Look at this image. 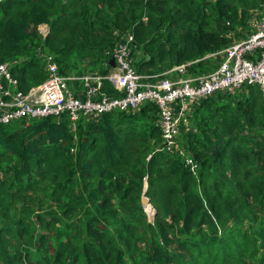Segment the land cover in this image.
Segmentation results:
<instances>
[{
  "label": "trees",
  "instance_id": "16d2710c",
  "mask_svg": "<svg viewBox=\"0 0 264 264\" xmlns=\"http://www.w3.org/2000/svg\"><path fill=\"white\" fill-rule=\"evenodd\" d=\"M263 6L264 0H2L0 62L10 65L23 92L48 78L40 49L54 56L61 75H85L78 67L107 75V52L130 32L137 73L186 65L199 75L213 59L222 61L211 55L250 35L244 28ZM42 24L50 28L46 39L38 33ZM105 90L118 95L108 83ZM189 119L191 129L179 137L196 173L178 154L158 151L153 103L82 117L76 132L66 116L0 126V264H25V255L28 264H264L261 89L216 93L193 103ZM146 185L154 223L142 205ZM20 239L25 243L12 244Z\"/></svg>",
  "mask_w": 264,
  "mask_h": 264
},
{
  "label": "built area",
  "instance_id": "2783aa9c",
  "mask_svg": "<svg viewBox=\"0 0 264 264\" xmlns=\"http://www.w3.org/2000/svg\"><path fill=\"white\" fill-rule=\"evenodd\" d=\"M2 0H0L1 2ZM50 28L42 24L39 35L46 39ZM134 34L127 32L113 49L107 75L60 74L54 56L41 49L39 57L45 62L48 78L28 92L19 89L8 63L0 62V126L15 122L28 124L32 120L66 116L70 128L77 131L82 118L98 120L112 112L139 110L148 103L159 109L162 145L158 151L178 154L194 173L198 164L184 155L177 139L183 130L191 129L189 114L193 103L216 93H234L244 85L258 86L264 98V6L258 14L257 28L246 39L211 55L222 61L216 69L205 75L189 77L186 65H181L160 75H141L134 67ZM114 59L116 68L110 66ZM173 77H178L174 79ZM108 83L118 95L109 94ZM148 207H151L149 200ZM152 208V207H151Z\"/></svg>",
  "mask_w": 264,
  "mask_h": 264
},
{
  "label": "rangeland",
  "instance_id": "374dc122",
  "mask_svg": "<svg viewBox=\"0 0 264 264\" xmlns=\"http://www.w3.org/2000/svg\"><path fill=\"white\" fill-rule=\"evenodd\" d=\"M259 12L260 11H257V13H255L254 15H253V17H252V20H250L251 22H249V24L244 28V30H248L249 29V31H250V33L249 34H252V32L257 28V22H258V14H259ZM243 30V28L241 29V31H244ZM238 32H240L239 31V29H238ZM122 33H120L117 37H120V35H121ZM121 40V39H120ZM119 43V42H118ZM141 50H136L135 51V59H139L140 58V56H141ZM100 56V55H99ZM82 57V54H80V53H77V54H75V56L73 57V59L74 58H76L75 59V63L76 62H78L79 61V59L78 58H81ZM97 58V57H96ZM102 59V58H101ZM220 61H221V58H217V59H213V62L215 63V65L212 63L210 66H209V68L207 69L208 71L207 72H204V73H202V74H200V73H198V72H200V71H198V72H196V73H198L199 75H205V74H207V73H209V72H211V71H213V70H210L211 69V67H212V65H214V67H217L218 65H219V63H220ZM76 67H78V65L76 64ZM79 69H81L82 71L81 72H83V73H85V74H88V73H92V72H90V68H86V67H78ZM97 73V72H96ZM71 73H68L66 76H68V75H70ZM194 73H192V72H189V70L187 69V71H186V73H185V75L186 76H189V77H193V76H198V75H193ZM174 79H176V78H178V77H173ZM19 121L18 122H15L14 124H13V126L12 127H14V128H16V127H19L18 125H19ZM11 127V128H12ZM177 142H178V144H179V147L181 148V150L184 152V155H188V150L186 151V149L184 148V145L182 144V142L180 141V137H178V139H177ZM146 190H147V185H146V188H145V191H144V194H143V197H142V205H143V208H144V210H145V212H146V214H147V216H148V221L150 222V223H154L155 221V217H156V209L153 207V205L152 204H150L151 205V207H149L148 208V201H147V198H148V200H149V203H150V199H149V197H147L146 196V194H145V192H146ZM46 206V205H45ZM21 212H22V207H21V205H19V207H18V210H15L14 211V213H13V216H15V217H20L21 216ZM14 242H18V243H25V242H23L21 239L19 240V241H12V244H14ZM29 255V258H30V260L31 261H33L34 263H36V262H38L39 261V258H38V255H37V253L35 252V251H30V253L28 254ZM24 261H25V264H28V257L25 255L24 256Z\"/></svg>",
  "mask_w": 264,
  "mask_h": 264
},
{
  "label": "water",
  "instance_id": "95a60500",
  "mask_svg": "<svg viewBox=\"0 0 264 264\" xmlns=\"http://www.w3.org/2000/svg\"><path fill=\"white\" fill-rule=\"evenodd\" d=\"M109 63L112 68H116V62L114 59H111Z\"/></svg>",
  "mask_w": 264,
  "mask_h": 264
},
{
  "label": "bare ground",
  "instance_id": "6f19581e",
  "mask_svg": "<svg viewBox=\"0 0 264 264\" xmlns=\"http://www.w3.org/2000/svg\"><path fill=\"white\" fill-rule=\"evenodd\" d=\"M149 208V207H148Z\"/></svg>",
  "mask_w": 264,
  "mask_h": 264
}]
</instances>
